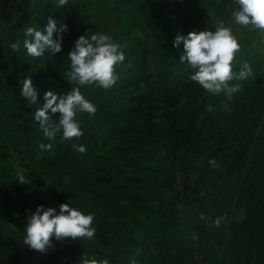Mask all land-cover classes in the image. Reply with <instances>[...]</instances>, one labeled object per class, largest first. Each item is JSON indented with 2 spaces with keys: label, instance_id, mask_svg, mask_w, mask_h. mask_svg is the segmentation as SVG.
Masks as SVG:
<instances>
[{
  "label": "trees",
  "instance_id": "16d2710c",
  "mask_svg": "<svg viewBox=\"0 0 264 264\" xmlns=\"http://www.w3.org/2000/svg\"><path fill=\"white\" fill-rule=\"evenodd\" d=\"M207 3L238 37L241 47L232 62L233 71L238 72L242 63L247 61L253 71L250 81L242 84L231 100L222 94L208 93L190 79L194 70L179 60L178 47L173 46L178 35L177 25L157 24L152 10L142 9L135 14L133 22L141 37L133 46L123 49L125 59L115 66L118 78L108 89L96 84L80 86L67 80L70 71L68 52L81 34H90L87 31L70 40H62L60 52L53 55L46 51L42 55H50L46 68L39 67L43 77L42 89L64 94L80 87L83 95L96 106L94 114H77L83 135L70 140L63 139L59 131L51 138L45 135L44 127L34 118L40 106L32 107L28 98L21 95L23 80L31 77L33 85L35 80L19 55L20 47L12 49V41L4 44L0 39L1 215L24 230L27 215L38 205L58 209L61 203L69 202L79 207L82 194L91 185L90 192L96 199L114 207L119 216L117 221H107L104 215L112 213L109 208L97 212L94 238L53 239L52 247L40 252V257L33 256L31 264H63L62 246L69 244L79 253H99L109 260V264H129L131 256H136L139 264H205L215 249L217 232H220L216 227L217 213L231 189L245 199L248 216L244 221L230 219L235 240L233 263L248 264L250 261L254 236L250 219L254 221L261 240L264 264V96L258 94L264 83V41L256 46L240 33V25L234 17L223 12L216 2L208 0ZM56 6L51 3L37 16L34 12L21 18L13 26L11 38L21 31L24 33L28 26L41 27L49 17L57 21ZM184 12L191 17L193 29L199 31L204 26L215 30L216 25L204 9L188 5ZM99 20L100 17L93 32L107 33L119 45L129 35L130 30H112L99 24ZM137 49L152 55L156 77L149 89L144 88L146 77L138 73L139 60L128 84L135 94L124 101L126 95L121 87L120 73L128 69V58L134 56ZM179 84L183 85L186 96L178 117L172 119L168 115L161 122H149L141 136L130 134L126 123L131 105L146 100V105L153 107L161 99L178 96ZM38 100L43 104L44 97ZM224 103L230 106V110L223 107ZM209 104L213 105L211 112L207 111ZM204 115L218 118L219 132L226 142L224 155L216 169L210 168L209 159L217 160L218 150H212L210 143L198 135L195 128L197 119ZM58 120L59 113L50 112L47 127H54ZM161 139L166 140L165 153L158 157L157 144ZM81 144L85 146L83 152L73 147ZM12 147L23 150L29 160L25 176L28 182L11 181L10 169L3 158ZM182 148L201 158L200 175L208 184L203 199L186 198L194 222L187 235L181 228L178 207L172 197L162 199V209L158 212L152 204L156 196L165 195L174 185L176 156ZM240 163H243L240 178L233 177ZM106 185L112 192L105 190ZM116 194L125 196L131 205L122 203ZM32 195L34 198L28 200L27 197ZM154 215L155 219L149 223ZM12 243L16 249H21L17 242Z\"/></svg>",
  "mask_w": 264,
  "mask_h": 264
},
{
  "label": "rangeland",
  "instance_id": "374dc122",
  "mask_svg": "<svg viewBox=\"0 0 264 264\" xmlns=\"http://www.w3.org/2000/svg\"><path fill=\"white\" fill-rule=\"evenodd\" d=\"M208 0H70L65 6H56V15L58 17L57 25L65 23L67 30L62 32V40H70L74 35H78L83 31L93 33L96 24L107 27L109 26L112 30H130L129 35L122 42L120 47L122 49L133 46L137 42V39L141 37L139 29L134 23L135 14L142 11V9H151L155 16V21L158 24L168 26L170 23H174L178 27V35H186L188 31L192 30L191 17L187 15L184 10L188 5L193 8H202L208 13L212 22L217 25L222 22L221 18L216 14L212 5L207 3ZM218 4L220 9L234 17V11L236 5L234 0H212ZM51 3H56V0H0V39L4 44H8L11 41L16 42L20 45L21 58L28 70V73L33 76L35 80V87L38 89L37 99L44 97V92L47 88L42 89L43 83L42 72L40 68L45 69L47 66L46 57H33L26 53V49L23 46L25 39V32L22 31L15 37L11 38L13 26L19 22L21 18L28 17L32 13L36 12L37 16L45 6ZM45 22L41 27L42 31L45 30ZM207 29L202 27L200 30ZM240 33L245 38H250L252 42L257 46L261 45L264 41V34H261L259 30L254 29L252 26H241ZM178 50L181 53L183 50V41L178 46ZM129 59V67L126 71L120 73L121 87L126 97L135 94L131 91L128 86L129 81L132 79V73L135 64L141 61L139 64L138 73L145 76L146 80L143 81L144 88L153 85L155 80V67L151 54L142 53L139 49L135 51L134 56ZM40 67V68H39ZM250 81L248 77L246 80L239 81L242 84ZM178 96L172 98L161 99L153 107H148L147 101L136 102L131 105V111L127 113L129 118L126 123L130 127V134L134 136H141L144 134L146 125L149 122L158 123L163 121L168 115L172 119L178 117V111L183 105L186 91L183 89V85L177 86ZM258 94L264 96V83L260 86ZM139 97V96H138ZM42 104V103H41ZM39 100L37 103L30 104L32 107L41 106ZM196 132L202 136L212 146V150H218L216 160L220 164L221 159L225 152L226 142L222 139L218 127V118H210L208 116H200L196 122ZM165 139H161L157 144L156 156L161 157L165 153ZM4 163L8 166L11 172L12 180L19 182L18 174L22 171L26 176L29 160L23 150L12 147L3 158ZM201 158H196L194 154L188 152L186 148L179 150L176 156L177 171L175 174L174 185L170 188L165 195L161 197L156 196L152 204L158 212L162 209V199L172 197L176 206L178 207V213L181 223V228L187 235L190 228L194 225L190 207L186 203V198L193 196L195 198L203 199L208 189V184L203 181L200 175ZM243 163H240L239 169L233 177L240 178L238 176L242 171ZM127 169L132 172L133 169L126 166ZM216 169L210 165V168ZM242 169V170H241ZM120 182H124L123 178H119ZM234 184V183H233ZM89 185L87 192L82 194L79 201V208L85 212H94L95 219L93 226L96 228L95 223L97 222V212L103 211L109 208L112 213L104 215L107 221H117L119 216L115 214V209L112 206L106 205L98 201L95 194L90 192ZM123 192L122 188H120ZM105 190L112 192L109 186H105ZM35 195L27 197L28 200H32ZM90 197V198H89ZM122 203L131 205V202L126 199L125 196L116 194ZM230 210L228 211V207ZM1 211V209H0ZM154 215L150 222L155 219ZM231 217L236 218L239 221L247 219L246 213V201L238 194L235 189H231L223 204L221 205L217 213V228L220 232H217L215 249L211 252L205 264H234L232 257L234 253V234L231 228L230 219ZM250 226L254 233L252 243V254L248 264H263V252L261 246V240L258 232L255 230V223L250 220ZM24 230L18 229L13 223L10 222L8 217H4L0 213V264H31L33 256L40 257V251L30 249L23 243ZM12 241L17 242L21 249H16ZM81 253H79L71 244L62 246V262L63 264H77ZM197 258H200L198 256ZM195 264V263H192Z\"/></svg>",
  "mask_w": 264,
  "mask_h": 264
},
{
  "label": "clouds",
  "instance_id": "9594fccd",
  "mask_svg": "<svg viewBox=\"0 0 264 264\" xmlns=\"http://www.w3.org/2000/svg\"><path fill=\"white\" fill-rule=\"evenodd\" d=\"M70 0H56L55 5L65 6ZM235 22L241 26H252L264 34V0H234ZM67 30L65 23L57 25V21L49 17L45 30L28 26L25 29L23 46L29 56L40 57L48 51L55 54L62 49L61 33ZM55 33V36H54ZM183 41V50L179 60L189 65L194 71L190 79L197 82L208 93L223 95L228 100L239 92L242 85L239 81L252 76L251 65L244 61L238 72L233 71L235 54L240 50L238 37L230 26L223 22L216 25L215 30L188 31L186 35H177L173 40V46L178 47ZM12 49H18L16 42L10 44ZM70 71L67 80L78 85L96 84L108 89L117 80L115 66L122 63L125 53L113 38L104 32L81 34L74 42V47L68 52ZM21 95L28 98L29 104L38 102V89L33 85L31 77L23 80ZM207 111H213V105L206 106ZM223 107L230 110L227 103ZM50 110V111H49ZM51 113H59L58 123L54 127H47ZM87 112L94 114L96 106L87 99L80 90L74 87L64 94H58L52 89L44 92V101L34 113L35 120L44 127L45 135L50 138L59 131L62 138L70 140L72 137H80L83 130L77 114ZM80 152L85 151L84 145H73ZM209 164L219 167L214 158L209 159ZM21 183L28 182L24 173L18 174ZM94 212H85L79 207L63 202L58 209L55 206L38 205L26 217L24 224L23 243L30 249L46 252L52 247V241L63 238L95 237L97 229L93 226ZM219 224V221H217ZM138 254V251H137ZM77 264H109L107 258L99 253H81ZM129 264H139L136 256L129 257Z\"/></svg>",
  "mask_w": 264,
  "mask_h": 264
}]
</instances>
